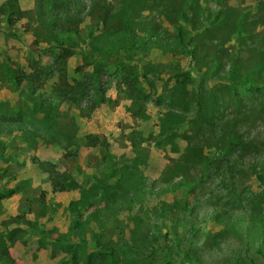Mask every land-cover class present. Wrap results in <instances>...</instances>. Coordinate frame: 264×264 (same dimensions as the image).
<instances>
[{
  "label": "rangeland",
  "instance_id": "obj_1",
  "mask_svg": "<svg viewBox=\"0 0 264 264\" xmlns=\"http://www.w3.org/2000/svg\"><path fill=\"white\" fill-rule=\"evenodd\" d=\"M58 3L0 0V264H264V0Z\"/></svg>",
  "mask_w": 264,
  "mask_h": 264
},
{
  "label": "trees",
  "instance_id": "obj_2",
  "mask_svg": "<svg viewBox=\"0 0 264 264\" xmlns=\"http://www.w3.org/2000/svg\"><path fill=\"white\" fill-rule=\"evenodd\" d=\"M58 6L61 7V9H58L55 13L56 15V19H59V25L56 26V28H53L54 31H58V34L57 35H62L64 33H68V32H76L77 29H78V24L80 23L81 21V14L80 13H77L75 11H73L70 7H66L64 9L63 5L65 4L64 3V0L62 1H58ZM185 20L188 21V17L187 15H185ZM179 30H180V27H178ZM62 45V44H60ZM64 49H67L68 48H63ZM80 51L78 50V53ZM247 80L244 79L242 81H240V84H244L246 83ZM248 86L252 87V83H248ZM64 190V189H63ZM121 264V263H119Z\"/></svg>",
  "mask_w": 264,
  "mask_h": 264
}]
</instances>
